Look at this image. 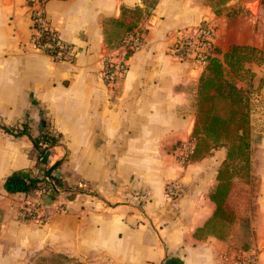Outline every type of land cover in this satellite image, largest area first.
Returning a JSON list of instances; mask_svg holds the SVG:
<instances>
[{"label": "crops", "instance_id": "0c3cea01", "mask_svg": "<svg viewBox=\"0 0 264 264\" xmlns=\"http://www.w3.org/2000/svg\"><path fill=\"white\" fill-rule=\"evenodd\" d=\"M143 6L48 0L49 27L74 46L71 60L54 61L26 45L32 29L25 0H0V264L52 253L80 264H234L252 254V264H264V107L253 105L264 101V62L246 65L254 90L248 171L229 179L224 204L232 218L218 222L211 195L223 182L218 171L231 144L186 164L175 158L174 146L191 139L204 66L171 53L178 33L204 20L214 27L220 61L234 45L264 53V0H227L216 11L209 0H156L137 22L143 46L131 54L125 76L108 86L102 58L126 31L116 24L121 8ZM41 118L61 134L48 165L63 159L55 174L69 186L83 182L82 192L61 201L64 211L44 223L22 222L17 210L35 198L5 192L3 180L15 170L37 171L38 161L30 138L3 126L27 122L35 136ZM170 181L180 188L172 199L164 193ZM40 205L53 208L50 200Z\"/></svg>", "mask_w": 264, "mask_h": 264}, {"label": "trees", "instance_id": "16d2710c", "mask_svg": "<svg viewBox=\"0 0 264 264\" xmlns=\"http://www.w3.org/2000/svg\"><path fill=\"white\" fill-rule=\"evenodd\" d=\"M211 6L217 10V7L227 0H209ZM156 0H143L142 8L133 9L121 8V18L116 20V24L124 30H129L137 24L141 15L148 14L154 7ZM128 17V18H127ZM129 19L128 22L125 20ZM48 32L43 31L40 35L42 40L48 39ZM240 47H231L220 61L216 56L207 58L200 76L197 92L195 123L191 138L194 140V149L190 159L198 158L207 152L211 147L219 143L227 142L229 152L227 159L223 162L218 171V179H223L217 185L216 190L211 195L215 202L214 212L215 220L230 221L232 212L225 207L224 197L230 187V178L233 175H239L242 178L247 175L248 157H249V95L246 89L238 86L235 82L227 78V71L234 69V64L239 61ZM235 57V58H234ZM234 58V59H233ZM219 104L224 105L219 109ZM21 128L14 135H27L35 150V159L38 160V166L41 168V175H37L32 170H15L6 176L3 180V189L7 193H30L34 192L38 197L51 191L53 194L58 189L68 191V200L75 197L76 193L82 192L79 186L83 182H77L73 186L67 187L66 183L55 174V170L60 166L63 159L55 161L48 165V155L54 145L58 144L61 134L53 131L44 118L40 119L38 134L32 136L29 133L27 122L21 123ZM3 130L12 133L11 127L3 126ZM245 180V179H242ZM72 188V189H71ZM59 257L71 261L65 255L58 254ZM77 264H80L77 262Z\"/></svg>", "mask_w": 264, "mask_h": 264}, {"label": "built area", "instance_id": "2783aa9c", "mask_svg": "<svg viewBox=\"0 0 264 264\" xmlns=\"http://www.w3.org/2000/svg\"><path fill=\"white\" fill-rule=\"evenodd\" d=\"M48 0H25L29 6V18L32 33L26 45L34 50L46 53L54 61H69L74 53V46L62 40L57 32L52 30L46 18L44 11ZM43 31L48 32V39L42 40L40 35ZM214 27L206 20L201 21L189 30L180 31L171 48V53L178 60H195L199 63H205L208 57L212 56L210 52L213 46ZM145 41V29L136 24L129 30H126L118 42L108 48L103 55L100 77L105 84L113 87L126 74L128 69V60L131 54L143 46ZM25 45V44H24ZM194 149V140H181L173 148V154L177 161L186 164ZM177 182L170 181L165 184L164 193L167 198H174L179 193ZM64 211L61 205L50 209L41 207L38 201L26 203L18 211L17 217L21 220H34L37 223H44L52 213ZM256 260V255L242 256L234 260V264H252Z\"/></svg>", "mask_w": 264, "mask_h": 264}, {"label": "rangeland", "instance_id": "374dc122", "mask_svg": "<svg viewBox=\"0 0 264 264\" xmlns=\"http://www.w3.org/2000/svg\"><path fill=\"white\" fill-rule=\"evenodd\" d=\"M149 1L150 0H147V2H149ZM238 46L240 47L239 53H240V56H242V58H240L239 61H237L234 64V69L231 71L229 70V67L227 65H224V66H225V70L227 71V78L230 79L231 81L235 82L236 84H238L242 88L246 89L250 95V93H252L254 91L251 84H250L252 72L250 71L249 68H247L246 65L249 62H253V63H257V64L263 63L264 62V53L261 50L257 51L254 48L247 46V45L246 46L245 45H238ZM210 52L212 53V56H215L213 46H212V49ZM223 57H222V61H223ZM206 62L202 63L203 66L206 65ZM259 101L261 102V100H259ZM263 103H264V101H262L260 104L256 101V102H254L253 105H255L256 107H261V106L264 107ZM218 106H219V109H222L224 107V105H221V104H219ZM1 121L2 120L0 118V125H1ZM21 125H22L21 123L16 122L15 124L8 125V126L12 128L13 133H16L21 128ZM257 135H258V133H257ZM255 138H257V137H255ZM227 142H229V141H227ZM34 153H35V150H34ZM32 171L34 173H37V175H41V168L39 166H38L37 171H34V170H32ZM79 186H81V185H79ZM67 187H69V186L67 185ZM72 188H73V186H72ZM29 194H32V195L35 194L34 196L31 195V197L35 198V200H33V201H38V203H40L41 200H43V199L50 200L51 202H53V207H54V206H56V204L63 206V203H60V202L63 201L64 199H67L69 192L64 191L63 189H58V192L56 194H53L51 191H46L45 194H43L41 197H38L36 195V193H34V192H30ZM62 197H63V199H62ZM56 201H58V202H56ZM63 202H65V201H63ZM22 206L23 207L26 206V202L23 203L21 205V207H19V209L17 210L16 219L24 222L27 220H21L19 217H17L18 211L20 210V208H22ZM2 217H3V215L1 214V209H0V221H1ZM27 264H77V262L74 260H71V261L65 260V259L59 257L58 254L52 253V254L47 255V256H42V255L34 256L33 258L30 259V261Z\"/></svg>", "mask_w": 264, "mask_h": 264}]
</instances>
